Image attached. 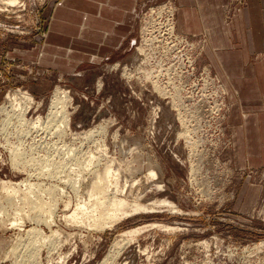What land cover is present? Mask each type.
<instances>
[{
	"label": "rangeland",
	"instance_id": "obj_1",
	"mask_svg": "<svg viewBox=\"0 0 264 264\" xmlns=\"http://www.w3.org/2000/svg\"><path fill=\"white\" fill-rule=\"evenodd\" d=\"M22 1L9 7L0 0V108L8 109H0V119L9 117L0 127V183L20 184L30 197L10 204L12 196L0 192V264H264V163L255 166L249 150L239 148L232 118L239 97L224 84L210 35L180 31L177 0H137V43L124 59L87 61L75 70L50 58L47 67L41 33L64 0ZM225 3L242 48L240 30L254 35L262 23L233 18L252 9L259 16L264 0ZM246 49L252 65L264 59L263 50ZM59 87L70 97L63 134L53 123L42 130L17 121L9 95L32 94L40 106L27 118L35 119L48 115ZM91 129L95 135L86 139ZM16 149L25 152L17 169ZM92 152L98 166L89 162ZM110 162L119 188L110 183L109 193L117 189L126 205L117 217L100 218L92 208L100 197L93 172ZM25 213L40 217L11 225ZM134 229L141 230L127 234Z\"/></svg>",
	"mask_w": 264,
	"mask_h": 264
},
{
	"label": "crops",
	"instance_id": "obj_2",
	"mask_svg": "<svg viewBox=\"0 0 264 264\" xmlns=\"http://www.w3.org/2000/svg\"><path fill=\"white\" fill-rule=\"evenodd\" d=\"M225 1L228 3V0H177L178 26L184 34L210 35L216 54L213 59L226 76L224 84L232 97L233 92L239 97L232 116L234 126H238L234 127V134L241 135L237 138L239 148L249 150L250 162L259 166L264 163V153L258 154L264 147V59L252 65L246 48L249 46V55L256 49L264 51V34L260 32L264 10L260 9L259 16L252 9L233 18L250 24L256 17L262 23L254 35L247 29L240 30L245 40L244 46L237 48L232 24L223 10ZM136 5L137 0H64L56 5L52 9L53 20L48 18L51 23L46 33H41L42 66L49 67L50 58L68 61L65 67L70 65L75 70L87 61L124 59L133 51L138 36Z\"/></svg>",
	"mask_w": 264,
	"mask_h": 264
},
{
	"label": "bare ground",
	"instance_id": "obj_3",
	"mask_svg": "<svg viewBox=\"0 0 264 264\" xmlns=\"http://www.w3.org/2000/svg\"><path fill=\"white\" fill-rule=\"evenodd\" d=\"M2 1V0H1ZM3 1H5V4H7L9 7L10 6H13V7H18L19 5L20 6H23L24 4H22V0H3ZM7 9V8H6ZM2 10H3V8H2ZM5 11V10H4ZM222 87V86H221ZM60 88V87H59ZM57 89V90H55L56 92H55V95H54V97H53V100H52V102H51V106H50V110H49V113H48V115L45 117H43L42 115H40L39 114V116L36 118L35 117V119H33V117H31L32 119H29V118H27V115L31 112V110L32 109H34L35 107L37 108L38 107V109H39V106H40V102H39V104H37V102H36V100H35V98H34V96H32V94H30V93H28L27 91H19L18 92V94H16V92H15V95L13 94H11V95H9L8 96V98H10V100L12 101V105H13V110H14V115L16 114L17 116V118L19 119V120H17L16 118V120L20 123V124H23V125H27V128L28 127H30L31 125V127L32 128H37V127H46V128H48V129H51L50 127H51V123H53V124H55L56 126H57V129H55V132H56V130H60V129H58V128H63V127H65L66 128V126H69L70 125V112L68 113V111H67V107H69L68 105H66V101H67V99H68V97H69V95H67V92H66V90H61V88L60 89ZM226 90V89H225ZM7 95H8V93H7ZM70 98V97H69ZM70 100V99H69ZM71 101V100H70ZM11 103V102H10ZM42 103V102H41ZM10 105V104H9ZM37 105V106H36ZM3 107H5V106H3ZM7 107H9V106H7ZM10 108V107H9ZM12 108V107H11ZM1 109V112H3L4 111V113L6 114V110H8V109H6V107L5 108H0ZM9 112V111H8ZM7 112V113H8ZM10 113V112H9ZM4 114V115H5ZM12 115V114H11ZM8 116V115H7ZM13 116V115H12ZM5 118H9V117H4L2 120L0 119V127L1 126H3L4 127V125H8V121H7V119H5ZM12 118V117H11ZM8 120H10V119H8ZM12 121V120H11ZM11 123H13V122H11ZM15 123V122H14ZM16 124V123H15ZM52 124V125H53ZM14 126V125H13ZM13 126H12V128H13ZM16 127H18V125H15ZM21 126V125H20ZM19 126V127H20ZM50 126V127H49ZM56 126L54 127V125L52 126L53 128H56ZM7 127V126H6ZM11 127V126H10ZM26 127V126H25ZM26 128V129H27ZM69 128V127H68ZM67 128V129H68ZM7 129V128H6ZM16 129H18V130H20V132H19V134H21L22 135V128L21 129H19V128H16ZM24 129V128H23ZM25 129V130H26ZM31 129V128H30ZM37 129H39V128H37ZM45 129V128H44ZM47 129V130H48ZM66 129V130H67ZM2 130V128H0V131ZM12 130V129H11ZM18 130H16L17 132H18ZM22 130V131H21ZM34 130V129H33ZM42 130H43V128H42ZM41 130V131H42ZM96 130L97 129H91V130H89V131H87L85 134H83L84 136H85V138L87 139H89V138H91L93 135H95V132H96ZM13 131V130H12ZM27 131H28V129H27ZM27 131H24V132H26V134H28V135H26L24 132V135H26V136H29L30 137V135H29V132L30 133H32L30 130L28 131V133H27ZM3 132V131H2ZM1 132V133H2ZM5 132V131H4ZM10 132V131H9ZM16 132V133H17ZM35 132V131H34ZM37 132V131H36ZM35 132V133H36ZM38 132H40V131H38ZM44 132V131H43ZM64 132H65V129H64ZM46 133V132H45ZM47 133H48V131H47ZM50 133V132H49ZM54 133V132H53ZM57 133H59V134H57V135H60V133H61V130H60V132H57ZM5 134H7V133H5ZM10 134H12V133H10ZM10 134H8V135H10ZM33 134V133H32ZM37 134V133H36ZM40 134V133H39ZM38 134V135H39ZM51 134V133H50ZM50 134H49V136H50ZM61 134H63V132L61 133ZM81 134V133H80ZM15 135V134H14ZM18 135V134H17ZM34 135V134H33ZM41 135V134H40ZM48 135V134H47ZM82 135V136H83ZM97 135V134H96ZM1 136H3L4 137V135H3V133H2V135ZM19 136V135H18ZM37 136V135H36ZM45 136V135H44ZM49 136H47V137H49ZM53 136V135H52ZM79 136V135H78ZM83 136V137H84ZM7 136H5V138H6ZM10 136H8L7 138H9ZM22 137V136H21ZM24 138H25V136H23ZM33 137V136H32ZM46 137V136H45ZM95 137V136H94ZM93 137V138H94ZM6 138V140L5 141H7L8 142V144L10 143V139H7ZM12 139V138H11ZM19 139V138H18ZM17 139V140H18ZM20 139H22V138H20ZM27 139V138H26ZM25 139V140H26ZM30 139H32V138H30ZM92 139V138H91ZM95 139V138H94ZM22 140H20L19 142H21ZM24 141V140H23ZM34 141V140H33ZM32 141V142H33ZM98 141V140H97ZM7 142H5V144H7ZM36 142H38V141H36ZM92 142V141H91ZM96 142V141H95ZM99 142V141H98ZM1 143V142H0ZM14 143V142H13ZM22 143V142H21ZM94 143V142H93ZM97 143V142H96ZM3 144V143H2ZM10 144H12V142L10 143ZM1 145V144H0ZM14 146H15V144H13ZM16 145H18V144H16ZM20 145H22V144H20ZM19 145V146H20ZM32 145V144H31ZM3 146H6V145H3ZM8 146V145H7ZM14 146H13V148H14ZM89 146V145H88ZM21 147V146H20ZM98 147H99V145H98ZM101 147V146H100ZM5 148H7V147H5ZM10 148H11V146H10ZM13 148H11V149H13ZM15 148H16V146H15ZM14 148V149H15ZM18 148V147H17ZM92 148V147H91ZM19 149V148H18ZM18 149H16V150H12L13 151V154H11V152H10V154L12 155V163H13V165L16 167V169L17 168H19V163L18 162H20L19 161V156H20V153H21V156H23V153H25V152H18L19 150ZM101 149H102V147H101ZM25 150V149H24ZM96 150V149H95ZM99 150V149H98ZM103 150H105V149H103ZM101 151V150H100ZM89 153V152H88ZM104 153V152H103ZM90 154H92V157H90L91 158V160L89 161L90 162V164H92V165H96V164H93V162L92 161H94L93 160V158H97V155L96 154H94L93 152L92 153H90ZM102 158H103V156H102ZM97 159H99V157L97 158ZM96 160V159H95ZM18 161V162H17ZM23 161H24V159H23ZM92 162V163H91ZM100 162H101V160H100ZM25 163V162H24ZM94 163H96V162H94ZM107 163V162H106ZM112 162H110V164L108 163V164H106L104 167H103V169H98L97 167H96V169L94 170V172L93 173H95V176H94V180H93V185L91 186L92 188H93V191L95 192V193H97V194H99L100 195V197L93 203V205H92V208H93V211H99L101 214H100V218H103L104 216H107L108 218H115V217H117L118 216V214H119V212L120 211H122L123 209H124V206L126 205V202L123 200V199H120V198H118V196H117V192L115 193V191L117 190H114V192L112 193L111 192V194L109 193V191H110V189L111 188H109V186H110V183H111V178L112 177H114V175H115V170H114V168H113V166H112V164H111ZM12 165V166H13ZM13 166V167H14ZM21 166V165H20ZM96 166H98V165H96ZM15 167H14V169H15ZM24 168V167H23ZM92 168V167H91ZM90 169V168H89ZM151 174L152 175H155V173L154 172H151ZM48 175V174H47ZM113 181V180H112ZM115 183V182H114ZM111 184H113V183H111ZM19 185L20 184H18L17 186H9L8 184H7V182H5V181H1V183H0V192H2L4 195L6 194L7 195V197H8V195H10V196H12L10 199L11 200H9L10 201V204L12 203H14L15 202V199L16 198H20V199H22V202L23 203H28L29 202V197H30V195H29V191H27V192H25V193H23V194H21L22 192H21V190H20V188H19ZM113 185H115V184H113ZM112 185V186H113ZM115 186H117L118 187V184L117 185H115ZM48 187V186H47ZM116 188V187H115ZM119 188V187H118ZM114 189V188H113ZM51 190H53V189H51ZM51 190H49V191H51ZM118 191V190H117ZM52 193V192H51ZM6 195H5V197H6ZM53 195V194H52ZM112 197H111V196ZM2 196V195H1ZM49 196H51L50 194H49ZM7 197H6V199H7ZM9 198V197H8ZM51 199H53V198H51ZM0 201H1V199H0ZM17 201V200H16ZM30 202H36V201H34V200H31ZM38 203H40V202H38ZM3 204V203H2ZM31 205L33 204V203H30ZM34 205H35V203H34ZM20 205H18V206H16L17 207V209H20V208H18ZM36 206H39L40 208H44L43 206H44V204H42V203H40V204H37L36 203ZM36 206H34L33 207V210H34V208L36 207ZM84 206H86V205H84ZM6 208V207H5ZM31 208V207H30ZM50 208V207H49ZM16 208H15V211H14V213H13V215L15 214V212H23V211H20V210H18V211H16L17 210ZM138 209V208H137ZM2 209L0 208V215L1 214H4L3 212H5V211H1ZM32 210V211H33ZM35 211V210H34ZM18 212V213H19ZM36 212V211H35ZM48 212H50L49 210H48ZM78 213H79V211H75L74 213H73V217L72 218H75V217H77V215H78ZM15 215H17V213L15 214ZM19 215H21V213H19ZM71 215H69V216H71ZM14 217V216H13ZM12 217V218H13ZM39 217H40V214H39V216H37V215H32V214H30V215H26V213H25V217L24 216H18V217H15V218H13V220L14 221H12V223H11V225L12 226H20L21 228L24 226V224H25V222L27 221V219H32V220H38L39 219ZM3 218V217H2ZM1 221H3V220H1ZM97 221H98V219H96L95 220V225H98V223H97ZM7 225V224H6ZM36 230L37 229H32V230H30V231H28V232H36ZM141 229H134V230H131V231H128L127 232V234H131V235H133L134 233H137V232H139ZM123 236V235H122ZM123 241V240H122ZM118 244V243H117ZM111 257V256H110ZM108 260V259H107ZM106 260V261H107ZM104 262H105V260H104Z\"/></svg>",
	"mask_w": 264,
	"mask_h": 264
},
{
	"label": "built area",
	"instance_id": "obj_4",
	"mask_svg": "<svg viewBox=\"0 0 264 264\" xmlns=\"http://www.w3.org/2000/svg\"><path fill=\"white\" fill-rule=\"evenodd\" d=\"M182 41H184L185 43H191L190 40H182Z\"/></svg>",
	"mask_w": 264,
	"mask_h": 264
},
{
	"label": "water",
	"instance_id": "obj_5",
	"mask_svg": "<svg viewBox=\"0 0 264 264\" xmlns=\"http://www.w3.org/2000/svg\"><path fill=\"white\" fill-rule=\"evenodd\" d=\"M137 43V40L135 41V44Z\"/></svg>",
	"mask_w": 264,
	"mask_h": 264
}]
</instances>
